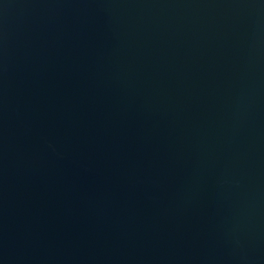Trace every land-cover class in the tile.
<instances>
[{"label": "water", "instance_id": "95a60500", "mask_svg": "<svg viewBox=\"0 0 264 264\" xmlns=\"http://www.w3.org/2000/svg\"><path fill=\"white\" fill-rule=\"evenodd\" d=\"M0 264H264V0H0Z\"/></svg>", "mask_w": 264, "mask_h": 264}]
</instances>
